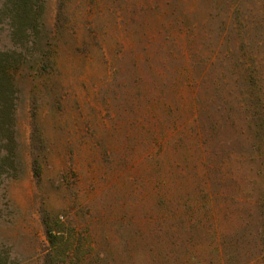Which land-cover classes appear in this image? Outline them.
I'll use <instances>...</instances> for the list:
<instances>
[{
  "label": "rangeland",
  "instance_id": "obj_1",
  "mask_svg": "<svg viewBox=\"0 0 264 264\" xmlns=\"http://www.w3.org/2000/svg\"><path fill=\"white\" fill-rule=\"evenodd\" d=\"M142 2L101 0L85 18L72 1L39 90V180L20 69L0 264H42L43 209L89 234L92 264H264V0Z\"/></svg>",
  "mask_w": 264,
  "mask_h": 264
},
{
  "label": "trees",
  "instance_id": "obj_2",
  "mask_svg": "<svg viewBox=\"0 0 264 264\" xmlns=\"http://www.w3.org/2000/svg\"><path fill=\"white\" fill-rule=\"evenodd\" d=\"M72 1L0 0L1 29L6 31L12 42L9 47H0V138H3V132H8V141L14 147L19 82L26 75L20 69H30L26 78L30 85L29 147L32 172L38 180L48 156L47 138L40 122L39 90L59 71L61 47L58 42L73 23L75 14L70 12ZM81 1L82 16L88 18L86 13L101 0ZM150 4L151 0H143L140 8ZM86 6H89L88 10ZM12 162L6 165L7 171L15 170ZM41 214L48 242L42 264H92V245L85 242L89 240V234L67 230L58 214H50L44 209Z\"/></svg>",
  "mask_w": 264,
  "mask_h": 264
}]
</instances>
